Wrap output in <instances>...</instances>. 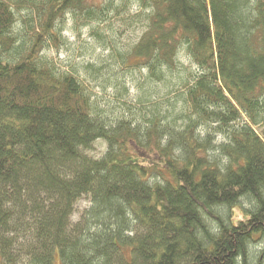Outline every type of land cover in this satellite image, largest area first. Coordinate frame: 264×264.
Masks as SVG:
<instances>
[{
	"label": "trees",
	"instance_id": "obj_1",
	"mask_svg": "<svg viewBox=\"0 0 264 264\" xmlns=\"http://www.w3.org/2000/svg\"><path fill=\"white\" fill-rule=\"evenodd\" d=\"M136 2L147 28L121 62L164 84L186 112L152 107L155 151L146 153L141 125L109 121L79 73L57 71L43 54L59 48L67 14L97 21L107 8L0 0V225L25 196L37 242L27 264H53L56 251L62 264H264L250 254L264 243V0ZM203 126L223 134L225 164L206 155ZM99 139L107 152L92 159L86 151ZM84 195L92 206L75 234L68 220ZM134 226L142 234L130 238ZM6 241L0 235V264H17Z\"/></svg>",
	"mask_w": 264,
	"mask_h": 264
},
{
	"label": "rangeland",
	"instance_id": "obj_2",
	"mask_svg": "<svg viewBox=\"0 0 264 264\" xmlns=\"http://www.w3.org/2000/svg\"><path fill=\"white\" fill-rule=\"evenodd\" d=\"M87 1L95 8L100 6L107 8L103 18L97 21H86L67 14L64 23L60 26L59 48L45 50L43 54L53 63L57 71L79 73L78 77L89 89L93 105L98 107L109 121L125 120L137 126L141 125L142 145L139 151L144 153L155 151L152 143L150 146L147 144L150 112L156 109L162 116L173 117L175 114L186 112L183 111L185 105L176 102L175 96L171 90L165 88L164 84L150 85L145 80L147 73L139 65H133L130 61L121 62V58L128 54L127 52L146 31L148 12L136 0ZM179 61H182L184 67L191 68L190 71L195 69V66H191L182 56H179ZM92 69L97 71L93 78L90 73L93 74ZM185 125L182 118L179 119L176 130L183 131ZM255 131L259 132L257 129ZM196 135L203 142L206 139L209 141L210 146L206 154L209 160H219L220 163L225 164V160L217 150L219 145L225 143L223 134L213 131L212 127L203 126L197 129ZM162 136L163 138L159 141L162 146H166L169 136ZM107 148L106 142L99 139L86 151V155L92 159H101L106 154ZM152 181H158V179L154 177L151 178ZM7 193L10 194L11 190ZM22 200L23 210L18 207L13 208L14 205L11 206L13 209L16 208L12 223L6 226L0 225V235L7 239L6 252L16 259L17 264H27V250L37 245L34 238L35 227L33 226L32 231L30 228V225L34 223L30 210L34 209L25 196ZM90 202V198L84 195L75 203L68 220L70 224L68 230L74 231L75 234L83 232L84 220L92 206ZM241 207L244 210L251 209L243 201ZM235 214L236 219L242 216L240 210H236ZM141 234V228L134 226L127 236L137 238ZM250 254L252 256L264 254V243L252 244ZM53 258V264H62L57 251Z\"/></svg>",
	"mask_w": 264,
	"mask_h": 264
},
{
	"label": "bare ground",
	"instance_id": "obj_3",
	"mask_svg": "<svg viewBox=\"0 0 264 264\" xmlns=\"http://www.w3.org/2000/svg\"><path fill=\"white\" fill-rule=\"evenodd\" d=\"M257 128H255L254 130H256ZM258 130V129H257ZM260 132V131H259ZM258 133V132H257Z\"/></svg>",
	"mask_w": 264,
	"mask_h": 264
}]
</instances>
